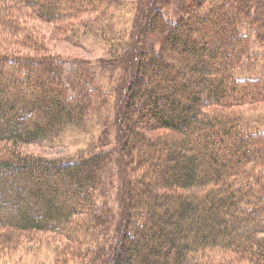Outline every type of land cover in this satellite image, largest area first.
<instances>
[{
    "label": "trees",
    "instance_id": "16d2710c",
    "mask_svg": "<svg viewBox=\"0 0 264 264\" xmlns=\"http://www.w3.org/2000/svg\"><path fill=\"white\" fill-rule=\"evenodd\" d=\"M258 5L162 0L145 15L143 60L120 120L128 183L124 231L113 243L115 155L104 132L72 160L23 155L19 146L98 114L109 92L103 79L119 58L98 67L55 56L26 19L119 50L127 39L114 19L127 6L0 0V253L22 234L50 232L77 244L65 252L78 253L75 264H216L213 252L264 264V112L251 118L241 109L264 108ZM55 264H69L65 254Z\"/></svg>",
    "mask_w": 264,
    "mask_h": 264
},
{
    "label": "rangeland",
    "instance_id": "374dc122",
    "mask_svg": "<svg viewBox=\"0 0 264 264\" xmlns=\"http://www.w3.org/2000/svg\"><path fill=\"white\" fill-rule=\"evenodd\" d=\"M161 1L124 0L127 7L121 9L114 19L117 23L115 24L116 28L125 30L127 39L124 48H119V50L113 45L112 47H105L102 39L93 36L80 33L67 37L65 32L58 31L54 24L41 21L36 17L30 16L26 19L27 24L33 27L35 33L41 37L44 47L55 56L87 61L98 67L110 61L111 57L119 58L116 61L118 63L112 66L113 69H109L110 79L108 77L103 79V90L106 92L109 88V92L104 96L107 103L98 114L90 116L82 126L65 129L54 138L19 146L23 155L42 156L46 159L60 161L72 160L80 155L88 154L92 145L104 132V136L109 140V146L114 149L115 155L112 168L116 175L113 177V192L111 194V205L115 214L111 232V242L113 243H115L117 234L123 233L126 217L125 201L122 197L128 183V173L124 170L125 167L120 156V148L124 140L120 120L123 110H125L124 103L129 100V97L126 96V87L129 85L133 73L139 71L141 65L139 61L143 60L140 55L142 44L137 33L138 29L143 28L145 15L148 16ZM258 7L264 16V0H259ZM184 13L190 15L189 10L186 11L185 9ZM115 49L116 55H114ZM143 50L146 51L144 47ZM248 107L244 106L241 109L247 108L246 114H249L251 118L261 117L264 112L260 111L264 108L258 110L253 108L252 110ZM252 107L254 106L252 105ZM97 121L101 122L100 125ZM71 247H77V244L69 242L60 233L33 232L22 234L15 248L0 253V264H55L64 258V254L69 264H75L78 260L75 256L78 253L73 256L66 254L72 252ZM211 257L216 264H248L245 261L233 263L229 256L217 252H213ZM110 260L111 257H108L107 260L106 257H103L98 264H110Z\"/></svg>",
    "mask_w": 264,
    "mask_h": 264
}]
</instances>
